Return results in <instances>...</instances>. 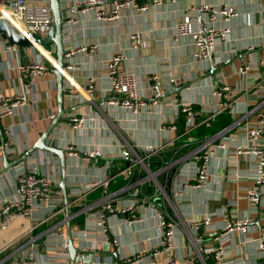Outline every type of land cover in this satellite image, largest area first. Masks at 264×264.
Returning <instances> with one entry per match:
<instances>
[{
    "label": "crops",
    "instance_id": "obj_1",
    "mask_svg": "<svg viewBox=\"0 0 264 264\" xmlns=\"http://www.w3.org/2000/svg\"><path fill=\"white\" fill-rule=\"evenodd\" d=\"M47 1V0H31ZM81 0H60L62 15L64 19L69 16V3ZM8 0H0V7ZM138 3H146L148 8L144 11H123L121 16L113 22H101L96 19L93 9L83 13H73L76 24H72L62 34L64 47H74L83 44H96L92 51H84L73 54L71 58L64 57L65 63L75 66L73 70L62 72V114L47 137V144L65 149L68 144H73L81 151H87L93 146L100 145L104 158H99L96 163L84 161L80 157L66 155L65 152V185L68 203L64 204L63 196L58 187L61 168L60 163L54 154L36 149L25 160L6 167L4 159L8 162L18 158L47 128L57 111L55 68V45L30 44L18 46L12 51L6 49L2 44L0 34V94L2 96H14L16 93L25 91L26 104L17 108L14 115H7L0 118V151L4 141L14 149L13 154H8L0 160V206L15 193V179L21 170L37 167L45 172L49 169L46 160L57 162L59 173L55 174V188L60 191L61 201L56 204L53 214L44 215L45 208H38L36 216L44 215L42 222L33 220L17 219L11 222L6 230H0V264H20L22 252L27 250L26 242L34 239L35 248L38 253L39 264H68L67 260H49L51 253L48 247L57 244V234L66 235V225L70 227L72 241L76 240L79 249V259L76 264H132L123 261L124 256H131L141 248L147 251L139 260L133 264H156L168 257H173L176 264H201L199 259L190 263L186 259L187 252L192 251L187 237L176 238L173 248L167 251H160L156 254L153 250L158 249L159 229L156 225L154 210L146 205L137 202L134 210L126 213H116L107 219L109 237L118 240L120 247L106 243L101 230L93 224L91 215L94 210L86 207L98 200L104 194L105 188L100 186L80 196H75L73 189L79 188L87 180L102 179L109 177L107 191L114 192L129 182L143 176L136 171L132 176L126 174L114 175L115 171L127 164L125 159L116 155L122 148L124 140L138 145L159 144L166 139L176 136L178 129L166 128L161 130V122L176 114L175 101L189 100L194 102V108L198 111L195 115L196 124L194 127L185 126V119L180 115L178 124L179 131H186L193 136L195 141L200 142L206 136H214L223 132L229 145L243 142L240 126L246 121L239 119L247 105L252 106L260 100L255 96H241L234 112L224 110L204 122L206 115L199 112L200 104H214L216 98L212 89L220 84L218 78H222L227 85L243 90L247 80H244L237 72L238 67L246 59L257 64L262 59L264 64V27L262 19L264 16V0H161L155 3L152 0H137ZM208 6L209 9H204ZM231 7L235 14L224 16L219 10ZM188 15L193 29L204 27L228 28L229 33L226 42L218 44L219 54L211 52V60H197L193 56V44L189 34H177L176 24ZM137 31L142 36L145 46L134 49L129 45L128 34ZM253 46L248 52L247 46ZM120 48L124 54V60L120 63V69L129 71L137 78V92L143 95L146 102L151 101L148 89V76L157 73L161 76V95L157 103L149 106V102L136 114L112 105L101 103L106 101L108 96L102 97L98 92L92 101L86 100L84 89L86 79L90 76L95 79L105 80L103 69L104 61L109 58L112 51ZM234 49V53H231ZM219 55V56H218ZM218 58L216 59V57ZM40 61L46 66L42 75L34 78L30 83L25 72L18 66ZM212 62L214 66L211 67ZM258 67L259 69H262ZM213 69L210 71V69ZM253 69H256L255 67ZM253 73V70L251 71ZM64 74H66L64 78ZM70 78L73 85L66 79ZM178 80L174 85L169 79ZM75 85V86H74ZM184 86L182 90L174 91L175 88ZM107 85H103L106 88ZM70 114L79 117H95L94 121L85 120L78 130L71 129L67 124ZM104 116L114 121L115 127L105 122ZM203 121V122H201ZM10 131V135H6ZM185 131V132H186ZM215 138V136L213 137ZM220 138L216 139V143ZM170 153L167 152L166 156ZM229 150H220L212 156L209 163V180L205 188L195 189L183 187L179 179L172 180V184L178 189L182 188V202L194 212L200 214L204 210L215 212L212 216L213 223L222 228L223 216L219 215L220 210L228 204L229 215L232 219L250 213L254 219L255 230H252L246 237L254 238L259 234L258 226H264V195L261 197L262 204L258 212L249 209L246 192L243 188H250L253 184V157L249 154L235 156V162L227 160ZM186 161L180 162L173 171L178 177L186 176L191 170ZM155 164H151L154 168ZM162 180V175H157ZM164 179V178H163ZM141 185V184H139ZM137 185L136 187H139ZM145 186L143 192L148 194L154 204L160 202L157 187L151 180L142 184ZM186 194V195H185ZM139 196V194L137 195ZM122 203L130 202L136 198V194L124 190L115 196ZM134 201V200H133ZM67 209V214H66ZM131 214L138 218L137 221L131 218ZM37 223V224H36ZM93 224V225H89ZM32 230H29L31 226ZM54 228L56 232H49L47 229ZM258 229V230H257ZM85 231L88 233L87 241L76 236L75 232ZM201 247L203 249L218 246L219 242L214 240L213 232L202 233ZM53 237V238H52ZM51 239L52 241H49ZM238 234H234L231 244L233 245L231 260H239L242 264H257L262 257L253 254L256 252L253 244L239 243ZM87 247L88 250L81 252L80 248ZM68 252V251H67ZM251 254V255H250ZM84 256L85 258L81 257ZM208 262L213 261L212 255L205 253Z\"/></svg>",
    "mask_w": 264,
    "mask_h": 264
},
{
    "label": "built area",
    "instance_id": "obj_2",
    "mask_svg": "<svg viewBox=\"0 0 264 264\" xmlns=\"http://www.w3.org/2000/svg\"><path fill=\"white\" fill-rule=\"evenodd\" d=\"M155 3H160L161 0H152ZM60 4V0H58ZM69 16L64 19L62 15L61 26V42L64 50L63 55V67L64 70L70 71L75 68L71 63H65L64 57L71 58L73 54L92 51L96 48V44H83L79 46L68 45L66 48L63 43L62 34L70 25L76 24V19L72 15L73 13H83L88 9H93L95 17L101 22H113L119 18L123 11H144L148 8L146 3H138L137 0H81L69 3ZM61 6V5H60ZM62 7V6H61ZM204 9H209L208 6H204ZM63 11V9H62ZM221 15L230 16L235 14L231 7L223 8L219 10ZM0 18L7 19L16 30L21 33L32 32L36 36H45L53 23L52 13L47 1H31V0H8L6 4L0 7ZM262 25L264 27V16L262 19ZM177 34L187 33L192 39L194 47L193 56L197 60H211V52H218V44L226 42L229 30L228 28H212V27H200L193 29L189 16L186 14L183 20L178 22L175 27ZM129 45L134 48H142L145 46V42L137 31H132L128 34ZM2 44L10 51L16 49L15 44H11L7 38H2ZM246 50L251 52L253 46H247ZM231 53H234V49H231ZM219 56V55H218ZM216 57V59L218 58ZM124 54L118 47L114 49L103 63V69L105 71V80L95 79V77H88L84 86L83 92L86 96V100L92 101L96 93H100L102 97L108 96L107 100L101 103L106 105H112L124 110H129L133 113H137L143 106L149 102V106L157 103L161 95L162 81L161 76L157 73L150 74L148 76L149 84L148 89L151 93V101L146 102L143 95L137 92V78L131 72H127L120 69V63L124 60ZM263 60H258L255 65L254 62L245 60L238 67V74L247 80L246 86L243 90L233 88L223 82L222 78L220 84L216 83V86L212 89V94L216 98L214 104H200L199 112L206 115L204 122L210 117H214L216 114L228 109L234 112L235 107L241 96H255L260 98L258 102L252 106H246L241 113L239 119L245 118L243 126H240V132L243 136V142L229 145L226 137H223V132H219L214 136H206L199 139L200 142H196L194 137L189 135L187 131L198 124L195 120L196 112L194 108V102L189 100L175 101L176 114L172 115L167 120L161 122V130L166 128L178 129L176 136L166 139L159 144H145L138 145L131 143L128 140H124V144L121 149L118 150L116 155L127 161V164L116 170L114 175L126 174L132 176L134 172H138L139 176L143 172V176L129 182L122 188L117 189L114 192L107 191V183L110 179L108 176L102 179L87 180L79 188L73 189L75 196H80L86 192L92 191L100 186L105 188L104 194L95 202L89 204L86 208L88 210H94L91 215L93 224L100 230L106 243L116 246L117 249L120 244L117 239L109 237L108 231L110 230L107 224V219L110 216H114L116 213H128L134 210L137 202L150 206L154 210L156 217L157 229H159L158 249L153 250L152 253L156 254L160 251H167L173 248V242L176 238L181 239L187 237L192 251L187 252L186 259L188 262L193 263L197 258L201 264H228L230 262V254L233 245V235L236 233L239 236V243H250L255 247L253 251L257 257L264 258V226H258L259 234L254 238H247L246 236L255 230L254 219L249 214L243 216H237L232 219L229 215V206H235V203L228 202L223 209L220 210V214L223 216L222 228L217 227L212 220V216L215 212L204 210L200 214H194L192 210H189L182 202V188L192 187L195 189L205 188L208 184L210 172L209 163L212 158L220 150H229L227 160L229 163L235 162V156L249 154L253 157V184L250 188H243L246 192V197L251 204L249 209L252 212H258V207L262 204L261 196L264 195V64ZM214 66L212 62L211 67ZM256 69H253V68ZM18 68L25 72L29 78V82L33 83L34 78L38 75L44 74L46 66L40 62L35 61L24 66H18ZM213 69L211 68L210 71ZM253 70V73L251 71ZM66 74H64L65 78ZM70 84V78H66ZM174 85H178V80L169 79ZM63 82V79H62ZM103 85H107L103 88ZM75 86V85H74ZM184 88L183 85L179 87V90ZM178 90V91H179ZM27 98L25 91L16 93L14 96H2L0 94V118L7 115H14L17 108L26 104ZM183 115L185 119V126L188 128L186 131L180 132L179 117ZM94 121L95 117L82 116L79 117L75 114H70L67 118L68 126L73 130H78L84 124L85 120ZM105 122L111 127H115L114 121L104 116ZM201 121V122H203ZM6 135H10V131L5 132ZM220 140L216 143V139ZM87 151H81L77 149L73 144H68L64 150L66 155L72 157H80L84 161H92L96 163L99 158H106L103 154L100 145L93 146ZM170 153L166 156L167 152ZM15 151L12 146H9L8 141H4L1 146L0 160L8 154H13ZM186 161L184 165H190V172L186 176L178 177V173L174 175L173 171L176 166ZM49 164V169H45L42 172L37 167L21 170L15 179V193L6 200L0 206V230H6L8 225L17 219L33 220L36 222H42L46 216L53 214V209L56 208V204L61 201L60 191L55 188L56 180L55 174L59 173V167L57 162L52 160H46ZM155 164L154 168L151 164ZM162 175V180L157 179V175ZM164 178V179H163ZM174 178V180H173ZM179 179L182 188H176L172 184L175 180ZM151 180L157 187V193L160 196V202L154 204L148 194L143 192L145 186L142 184ZM141 184V185H139ZM139 185V187H136ZM124 190H128L130 193L136 194V198L127 203H122L121 200H117L115 196ZM139 194V196H137ZM186 195V194H185ZM137 201V202H136ZM45 208L44 215L41 217L36 216L38 208ZM131 218L137 221L138 218L131 214ZM37 224V223H36ZM36 224L31 226L29 230H32ZM89 225H93L88 223ZM56 229L49 228L47 231L56 232ZM213 232L214 240L219 242L218 246H213L203 249L200 245L203 239L202 233L206 231ZM258 230V229H257ZM71 232V231H70ZM76 236L84 238L86 241L89 238L88 233L85 231L75 232ZM72 237V233H71ZM53 238V237H52ZM49 241H52L49 239ZM57 244H52L48 247L49 260L60 259L67 260V239L64 233L57 234ZM28 248L22 252L20 264H39L38 253L35 248L34 239L30 238L26 243ZM87 247L80 248L81 252L87 251ZM145 248H141L137 253L131 256H124L122 259L126 263H135L139 258L146 253ZM205 253L211 254L213 261L208 262ZM251 255V254H250ZM81 256V255H79ZM83 257V256H82ZM236 264H242L241 261L235 259L231 260ZM156 264H176L173 257H168L162 262Z\"/></svg>",
    "mask_w": 264,
    "mask_h": 264
},
{
    "label": "water",
    "instance_id": "obj_3",
    "mask_svg": "<svg viewBox=\"0 0 264 264\" xmlns=\"http://www.w3.org/2000/svg\"><path fill=\"white\" fill-rule=\"evenodd\" d=\"M52 17H53V23L50 26L47 34L45 36H36L32 32H28L26 34L19 32L10 24V22L5 18H0V34L2 38H7V40L11 44H15L18 46H27L30 44H48V43H54L55 45V68L53 70L55 75V81H56V101H57V111L54 114L52 120L48 124L47 128L41 133L39 138L37 139L34 144H32L29 148L25 150L23 154H21L18 158H16L13 161H7L4 159L5 166L11 167L23 160L26 159L28 155H30L34 150L40 149L48 151L55 156H57L60 168H61V177L58 184V187L60 188V191L63 196L64 204L68 203L67 194H66V185H65V152L62 148L55 147L53 145L47 144L46 140L48 135L50 134L52 128L55 126L57 121L59 120L63 110H62V67H63V55L64 50L61 42V26H62V7L60 6L58 0H47ZM179 88H175L174 91H178ZM67 214V209H66ZM66 239H67V251H68V264H76L79 259V249L74 246L70 227L67 224L66 225ZM85 258L84 256L81 257ZM257 264H264V258L261 259Z\"/></svg>",
    "mask_w": 264,
    "mask_h": 264
},
{
    "label": "rangeland",
    "instance_id": "obj_4",
    "mask_svg": "<svg viewBox=\"0 0 264 264\" xmlns=\"http://www.w3.org/2000/svg\"><path fill=\"white\" fill-rule=\"evenodd\" d=\"M77 242H76V240H74V244H76Z\"/></svg>",
    "mask_w": 264,
    "mask_h": 264
}]
</instances>
